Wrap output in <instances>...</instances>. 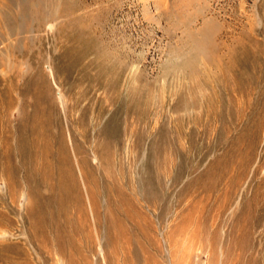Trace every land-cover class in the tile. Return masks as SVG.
Returning <instances> with one entry per match:
<instances>
[{"label": "rangeland", "instance_id": "obj_1", "mask_svg": "<svg viewBox=\"0 0 264 264\" xmlns=\"http://www.w3.org/2000/svg\"><path fill=\"white\" fill-rule=\"evenodd\" d=\"M0 51V264H264V0H0Z\"/></svg>", "mask_w": 264, "mask_h": 264}, {"label": "bare ground", "instance_id": "obj_2", "mask_svg": "<svg viewBox=\"0 0 264 264\" xmlns=\"http://www.w3.org/2000/svg\"><path fill=\"white\" fill-rule=\"evenodd\" d=\"M72 183H73V178L71 177V174L68 173V174H64L61 176L58 186H57L58 193H57L56 199L58 201H61L62 199H65L68 196L67 195L69 192L68 190L72 186Z\"/></svg>", "mask_w": 264, "mask_h": 264}]
</instances>
